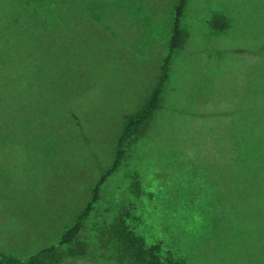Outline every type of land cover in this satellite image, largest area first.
I'll return each mask as SVG.
<instances>
[{
  "label": "rangeland",
  "instance_id": "374dc122",
  "mask_svg": "<svg viewBox=\"0 0 264 264\" xmlns=\"http://www.w3.org/2000/svg\"><path fill=\"white\" fill-rule=\"evenodd\" d=\"M178 1L0 0L2 253L118 264L97 235L127 206L162 255L264 264V0L187 1L160 107L60 243L159 82Z\"/></svg>",
  "mask_w": 264,
  "mask_h": 264
},
{
  "label": "trees",
  "instance_id": "16d2710c",
  "mask_svg": "<svg viewBox=\"0 0 264 264\" xmlns=\"http://www.w3.org/2000/svg\"><path fill=\"white\" fill-rule=\"evenodd\" d=\"M187 1L179 0L176 5V18L169 42V50L161 68L162 72L158 84L155 86L143 107L139 111L126 116L123 132L117 141V151L112 164L96 182L92 191L91 200L77 216L74 225L63 233L60 241L61 244H70L79 237L87 218L94 209V203L101 198L103 185L123 165L124 161L130 155L132 148L145 131L147 123L154 111L160 107L161 94L164 84L169 77V65L173 52L182 46L184 39H186V33L180 25V17L183 15ZM211 24L216 30L226 29L228 27L227 18L222 14L215 15L211 20ZM137 183H134V185L138 186ZM126 207L111 223L107 225L103 224L99 227V233L97 235V244L99 246L108 249L118 264H186L184 258L176 256L172 251L166 255H162L160 243L148 245L144 237L138 234L128 224L127 218L130 215V209ZM56 250V246H51L34 252L27 259L6 255L0 251V264H43L45 262L47 263V259L54 257L53 254ZM58 255L60 256V254Z\"/></svg>",
  "mask_w": 264,
  "mask_h": 264
},
{
  "label": "crops",
  "instance_id": "0c3cea01",
  "mask_svg": "<svg viewBox=\"0 0 264 264\" xmlns=\"http://www.w3.org/2000/svg\"><path fill=\"white\" fill-rule=\"evenodd\" d=\"M169 78V77H168ZM160 80V79H159ZM162 95H163V92H162V94H161V97H162Z\"/></svg>",
  "mask_w": 264,
  "mask_h": 264
}]
</instances>
